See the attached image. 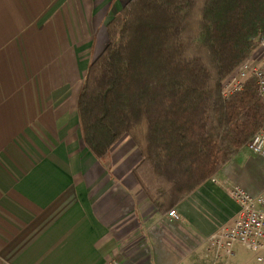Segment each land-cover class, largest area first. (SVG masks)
I'll return each mask as SVG.
<instances>
[{
    "label": "crops",
    "instance_id": "crops-1",
    "mask_svg": "<svg viewBox=\"0 0 264 264\" xmlns=\"http://www.w3.org/2000/svg\"><path fill=\"white\" fill-rule=\"evenodd\" d=\"M129 1L0 0V264H213L206 241L239 211L231 190L264 194V160L242 150L160 211L130 137L100 160L84 146L78 98Z\"/></svg>",
    "mask_w": 264,
    "mask_h": 264
},
{
    "label": "trees",
    "instance_id": "trees-1",
    "mask_svg": "<svg viewBox=\"0 0 264 264\" xmlns=\"http://www.w3.org/2000/svg\"><path fill=\"white\" fill-rule=\"evenodd\" d=\"M262 36L264 0H130L78 98L84 146L100 160L130 137L141 188L160 211L178 206L264 127L254 81L223 95Z\"/></svg>",
    "mask_w": 264,
    "mask_h": 264
},
{
    "label": "built area",
    "instance_id": "built-area-1",
    "mask_svg": "<svg viewBox=\"0 0 264 264\" xmlns=\"http://www.w3.org/2000/svg\"><path fill=\"white\" fill-rule=\"evenodd\" d=\"M249 80L254 81L258 95L264 101V36L260 37L258 48L252 57L242 63L231 81L224 85V97L229 98L242 91ZM246 147L264 159V127ZM231 197L239 206L237 216L228 228L206 241L213 254V264H241L238 257L239 247H246L258 254L257 261L264 264V256L260 255L264 253V194L253 197L235 187L231 190ZM169 216L175 221L180 220L176 210H172ZM106 264L120 262L112 260Z\"/></svg>",
    "mask_w": 264,
    "mask_h": 264
},
{
    "label": "rangeland",
    "instance_id": "rangeland-1",
    "mask_svg": "<svg viewBox=\"0 0 264 264\" xmlns=\"http://www.w3.org/2000/svg\"><path fill=\"white\" fill-rule=\"evenodd\" d=\"M122 12V11H121ZM257 42H259L258 41V39H257ZM258 48V45H256V48L253 50V52L249 55V57L244 61V62H246V61H248L251 57H252V55H253V53L256 51V49ZM243 62V63H244ZM240 67V66H239ZM239 67L234 71V72H232V74L231 75H229L226 79H225V81H224V84L223 85H225L226 83H228L229 81H231V79L233 78V75L237 72V70L239 69ZM243 150V151H242ZM241 151L242 152H244V153H246V154H250L251 153V155L252 156H257V157H259L258 155H256V154H254L249 148H244V149H242ZM261 160H264L262 157H259ZM247 194H249V195H253V194H251V193H249L248 191H246V190H244ZM254 197V196H253ZM238 257H239V259H240V261H241V264H262V263H259L258 261H257V257L259 256L258 254H255V253H253L252 251H250V250H248L246 247H239L238 248ZM260 255H262V256H264V253H261Z\"/></svg>",
    "mask_w": 264,
    "mask_h": 264
}]
</instances>
